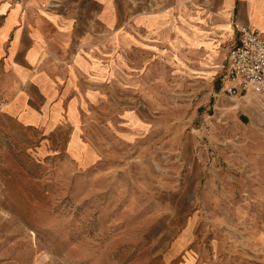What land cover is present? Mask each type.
Here are the masks:
<instances>
[{"label": "rangeland", "instance_id": "1", "mask_svg": "<svg viewBox=\"0 0 264 264\" xmlns=\"http://www.w3.org/2000/svg\"><path fill=\"white\" fill-rule=\"evenodd\" d=\"M127 56L96 167L0 127V264H264V106L191 54Z\"/></svg>", "mask_w": 264, "mask_h": 264}, {"label": "crops", "instance_id": "2", "mask_svg": "<svg viewBox=\"0 0 264 264\" xmlns=\"http://www.w3.org/2000/svg\"><path fill=\"white\" fill-rule=\"evenodd\" d=\"M181 2L0 0V127L90 170L105 159L106 144L86 122L90 110L118 99L127 54H191L226 72L242 28L264 37V0ZM232 85L225 78L222 91Z\"/></svg>", "mask_w": 264, "mask_h": 264}, {"label": "built area", "instance_id": "3", "mask_svg": "<svg viewBox=\"0 0 264 264\" xmlns=\"http://www.w3.org/2000/svg\"><path fill=\"white\" fill-rule=\"evenodd\" d=\"M227 78L233 85L227 93L236 98L249 96L264 106V37L248 26L228 55Z\"/></svg>", "mask_w": 264, "mask_h": 264}]
</instances>
